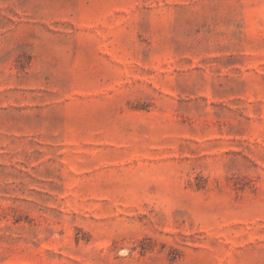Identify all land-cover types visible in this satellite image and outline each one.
Segmentation results:
<instances>
[{
	"label": "rangeland",
	"instance_id": "1",
	"mask_svg": "<svg viewBox=\"0 0 264 264\" xmlns=\"http://www.w3.org/2000/svg\"><path fill=\"white\" fill-rule=\"evenodd\" d=\"M0 264H264V0H0Z\"/></svg>",
	"mask_w": 264,
	"mask_h": 264
}]
</instances>
